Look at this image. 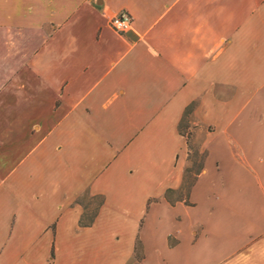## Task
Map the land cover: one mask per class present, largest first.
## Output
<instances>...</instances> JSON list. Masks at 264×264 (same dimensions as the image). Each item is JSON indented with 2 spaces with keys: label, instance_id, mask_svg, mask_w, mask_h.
I'll list each match as a JSON object with an SVG mask.
<instances>
[{
  "label": "crops",
  "instance_id": "0c3cea01",
  "mask_svg": "<svg viewBox=\"0 0 264 264\" xmlns=\"http://www.w3.org/2000/svg\"><path fill=\"white\" fill-rule=\"evenodd\" d=\"M0 264H264V0H0Z\"/></svg>",
  "mask_w": 264,
  "mask_h": 264
},
{
  "label": "trees",
  "instance_id": "16d2710c",
  "mask_svg": "<svg viewBox=\"0 0 264 264\" xmlns=\"http://www.w3.org/2000/svg\"><path fill=\"white\" fill-rule=\"evenodd\" d=\"M192 107H193V104H189L184 110L182 118L178 124V129L180 131H182L183 128L187 127V123H188L187 117L189 116ZM194 155L196 159L195 160L190 159L191 165L185 168L184 175H183V182L180 188L177 190L175 189L165 190L164 197L170 202L174 201V199L172 198V194L174 193L178 194L175 199H182V196L189 192L197 174L201 171L203 155L201 154V158L199 161H197V157L199 155V152L197 150L194 151ZM76 202L79 203L83 207V212L78 222L79 226L84 227V226L91 225L94 221L98 208L103 202L102 197L97 196V195L88 196V200L86 202L84 201L83 197H78L76 199Z\"/></svg>",
  "mask_w": 264,
  "mask_h": 264
},
{
  "label": "built area",
  "instance_id": "2783aa9c",
  "mask_svg": "<svg viewBox=\"0 0 264 264\" xmlns=\"http://www.w3.org/2000/svg\"><path fill=\"white\" fill-rule=\"evenodd\" d=\"M109 25L118 34H123L131 29V16L126 12L117 13L111 17Z\"/></svg>",
  "mask_w": 264,
  "mask_h": 264
},
{
  "label": "rangeland",
  "instance_id": "374dc122",
  "mask_svg": "<svg viewBox=\"0 0 264 264\" xmlns=\"http://www.w3.org/2000/svg\"><path fill=\"white\" fill-rule=\"evenodd\" d=\"M195 150H196V149L193 148V150L189 153V162H190L189 166L191 165V160H195V159H196V157H195V155H194V151H195ZM201 154H202V153H199V155H198V157H197V161L200 160V158H201ZM190 159H191V160H190Z\"/></svg>",
  "mask_w": 264,
  "mask_h": 264
}]
</instances>
